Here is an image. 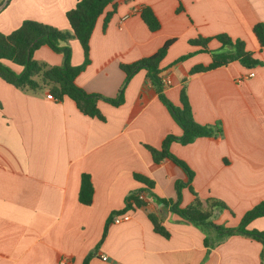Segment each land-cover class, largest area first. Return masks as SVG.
Listing matches in <instances>:
<instances>
[{"label":"crops","instance_id":"0c3cea01","mask_svg":"<svg viewBox=\"0 0 264 264\" xmlns=\"http://www.w3.org/2000/svg\"><path fill=\"white\" fill-rule=\"evenodd\" d=\"M78 1L0 0V33H12L25 20L70 30L66 14ZM116 4L106 29L105 14L99 18L90 40L91 63L76 79L87 93L111 99L124 88L120 106L98 102L105 121L85 115L69 97L49 100L46 90L25 92L0 78V264H84L88 256V264H262L264 247L257 240L242 234L218 240L215 232L182 219L135 180L134 174L150 178L153 194L173 201L181 182L180 206L194 201L184 170L170 159L154 163L147 148H160L170 134L182 135L181 127L146 70L126 83L120 65L151 56L175 39L160 65L164 93L180 106L186 80L194 119L200 124L220 122L223 136L198 138L188 145L172 142L170 152L194 172L192 186L203 202L215 198L227 205L213 210V222L236 228L246 212L264 202V65L246 68L233 62L190 74L195 66L212 62L211 54L190 40L226 34L243 40L264 62V48L252 31L264 23V0ZM146 6L161 23L156 32L141 18ZM221 46L216 39L208 43L210 51ZM70 47L72 64L82 65L80 42L74 39ZM188 53L193 55L173 64ZM34 58L63 64V55L47 45L36 50ZM83 174L91 176L94 187L90 205L79 201ZM135 192L146 205L128 211L127 221L109 223ZM149 214L161 220L170 237L154 231ZM106 224L107 235L98 245ZM248 229L264 231V217L253 220ZM206 236L212 245L206 246Z\"/></svg>","mask_w":264,"mask_h":264},{"label":"trees","instance_id":"16d2710c","mask_svg":"<svg viewBox=\"0 0 264 264\" xmlns=\"http://www.w3.org/2000/svg\"><path fill=\"white\" fill-rule=\"evenodd\" d=\"M111 7V10L107 9ZM117 10L116 0H79L76 6L66 14L70 25V30H61L52 25L34 20H25L22 25L12 33L6 35L0 33V78L15 88L25 92L36 94L40 91H48L53 94L57 100L64 97L72 99L79 110L87 116L98 118L105 121V116L98 108V102L104 100L113 106H120L124 102V88L119 92L115 99L107 98L99 94L87 93L80 87L76 79L91 63L90 58V40L99 18L105 14L104 29L114 16ZM141 18L146 23L150 31L156 32L161 28V23L154 11L146 6L141 10ZM253 34L261 49L264 48V23L259 22L253 27ZM78 40L83 48L84 62L80 66L72 64V49L70 41ZM216 39L221 43V49L210 51L208 43ZM175 39H170L154 54L130 64H121L122 71L126 74V83L131 77L141 69L146 70L147 77L156 88L160 100L168 108L170 114L182 129V135H168L162 142L160 148L147 146L150 150L154 163L158 164L165 159H170L176 165L181 167L188 177L186 186L194 196V201L187 207H181V190L184 184L177 183L178 198L176 201L161 198L153 194L155 182L150 178L134 174L136 181L144 184L150 193L163 204L170 206L172 211L178 214L182 219L195 225L202 226L207 230L217 234L218 240L234 234H242L260 242L264 247V231L256 229L250 230V223L264 217V202H261L250 209L243 216L240 224L236 228H227L215 224L212 220L213 210L215 208H226L227 205L215 198H209L205 202L201 200L192 186L194 172L181 159L170 152L172 142H178L182 145L193 143L196 139L202 137L219 138L223 136V128L220 122L216 124H200L193 116L192 107L187 95L186 80L180 92V106L174 105L164 93L165 83L162 74L161 62L166 57L170 46ZM190 44L200 46L202 52H208L212 56V62L208 66L197 65L190 74L210 71L233 62H239L246 68H255L264 65V62L254 56V53L247 50L246 44L241 39H232L226 34H219L214 37L204 38L202 36L190 40ZM47 45L54 52L63 55V64L61 66L50 65L46 62L37 61L34 53L40 47ZM188 53L179 57L173 64L182 62L192 56ZM22 67L21 72H16L6 62ZM172 64V65H173ZM94 197V187L91 176L83 174L81 188L79 192V201L84 205H90ZM146 205L145 201L135 192L126 198V207L120 212H114L109 223L113 221L114 216L126 213L130 210L139 209ZM154 231L163 237H170L169 231L163 226L161 220L155 214H149ZM108 223V224H109ZM106 224L103 232V239L108 232ZM206 246L213 244V241L206 236ZM261 263L264 262V248L261 252ZM91 256H88L84 264H88Z\"/></svg>","mask_w":264,"mask_h":264},{"label":"built area","instance_id":"2783aa9c","mask_svg":"<svg viewBox=\"0 0 264 264\" xmlns=\"http://www.w3.org/2000/svg\"><path fill=\"white\" fill-rule=\"evenodd\" d=\"M164 83H166V79H163ZM47 98L49 100H55L56 98L53 96V94L51 93H48L47 94ZM130 219V214H128L127 212L126 213H123V214H119V215H116L114 216L113 218V223H121L122 221H127ZM105 259V258H104Z\"/></svg>","mask_w":264,"mask_h":264}]
</instances>
